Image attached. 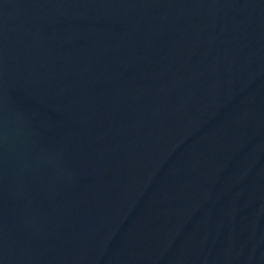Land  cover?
Returning <instances> with one entry per match:
<instances>
[{
  "label": "water",
  "instance_id": "95a60500",
  "mask_svg": "<svg viewBox=\"0 0 264 264\" xmlns=\"http://www.w3.org/2000/svg\"><path fill=\"white\" fill-rule=\"evenodd\" d=\"M0 264H264V0H0Z\"/></svg>",
  "mask_w": 264,
  "mask_h": 264
}]
</instances>
